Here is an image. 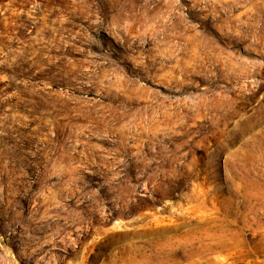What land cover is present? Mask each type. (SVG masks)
Instances as JSON below:
<instances>
[{
    "label": "rangeland",
    "instance_id": "rangeland-1",
    "mask_svg": "<svg viewBox=\"0 0 264 264\" xmlns=\"http://www.w3.org/2000/svg\"><path fill=\"white\" fill-rule=\"evenodd\" d=\"M0 264H264V0H0Z\"/></svg>",
    "mask_w": 264,
    "mask_h": 264
},
{
    "label": "bare ground",
    "instance_id": "bare-ground-1",
    "mask_svg": "<svg viewBox=\"0 0 264 264\" xmlns=\"http://www.w3.org/2000/svg\"><path fill=\"white\" fill-rule=\"evenodd\" d=\"M176 25V24H175ZM172 26H174V24L172 25ZM177 26V25H176ZM181 27V26H180ZM172 28V27H171ZM178 28V27H177ZM170 29V28H169ZM169 29L167 28V30L169 31ZM175 29V28H174ZM177 30V29H176ZM158 31V30H157ZM168 31H166V32H168ZM171 31H172V29H171ZM143 32V31H142ZM144 33V32H143ZM142 33V34H143ZM157 33V32H156ZM145 34H147L146 32H145ZM154 34H155V32H154ZM162 34V33H161ZM166 34H168V33H166ZM156 35V34H155ZM159 35V34H158ZM167 39V37L166 36H163V39H161L159 42H162L163 40H164V43H166L165 42V40ZM170 39V38H169ZM188 43V42H187ZM187 46H189V45H187ZM184 47V46H183ZM185 48V47H184ZM186 50V49H185ZM184 52V51H183Z\"/></svg>",
    "mask_w": 264,
    "mask_h": 264
}]
</instances>
